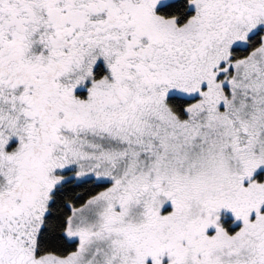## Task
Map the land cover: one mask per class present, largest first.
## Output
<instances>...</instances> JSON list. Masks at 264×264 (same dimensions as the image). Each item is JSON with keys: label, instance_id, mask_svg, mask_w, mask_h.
<instances>
[{"label": "snow or ice", "instance_id": "6c2138e0", "mask_svg": "<svg viewBox=\"0 0 264 264\" xmlns=\"http://www.w3.org/2000/svg\"><path fill=\"white\" fill-rule=\"evenodd\" d=\"M0 264H264V0H0Z\"/></svg>", "mask_w": 264, "mask_h": 264}]
</instances>
